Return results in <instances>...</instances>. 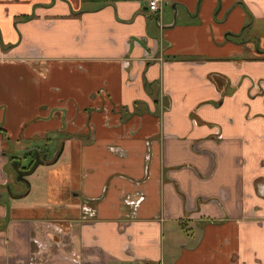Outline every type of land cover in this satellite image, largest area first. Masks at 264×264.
<instances>
[{
  "label": "crops",
  "instance_id": "crops-1",
  "mask_svg": "<svg viewBox=\"0 0 264 264\" xmlns=\"http://www.w3.org/2000/svg\"><path fill=\"white\" fill-rule=\"evenodd\" d=\"M0 264H264V0H0Z\"/></svg>",
  "mask_w": 264,
  "mask_h": 264
},
{
  "label": "rangeland",
  "instance_id": "rangeland-1",
  "mask_svg": "<svg viewBox=\"0 0 264 264\" xmlns=\"http://www.w3.org/2000/svg\"><path fill=\"white\" fill-rule=\"evenodd\" d=\"M39 152H41V151L36 150V151H30L28 153V154H32V157H31V161L32 162H34V163L36 162L35 157L36 158H40V159L42 158L43 154L39 153ZM13 163L17 167L18 172L22 173L23 175H25L28 172V168H30V165H31V163L29 165H27V163L21 164L19 161H13Z\"/></svg>",
  "mask_w": 264,
  "mask_h": 264
},
{
  "label": "built area",
  "instance_id": "built-area-1",
  "mask_svg": "<svg viewBox=\"0 0 264 264\" xmlns=\"http://www.w3.org/2000/svg\"><path fill=\"white\" fill-rule=\"evenodd\" d=\"M162 0H149V11L152 14L158 13Z\"/></svg>",
  "mask_w": 264,
  "mask_h": 264
},
{
  "label": "trees",
  "instance_id": "trees-1",
  "mask_svg": "<svg viewBox=\"0 0 264 264\" xmlns=\"http://www.w3.org/2000/svg\"><path fill=\"white\" fill-rule=\"evenodd\" d=\"M35 159H36V162H35L36 164H35V165H37V163L42 162V160H41L40 158H36V157H35ZM35 165H34V166L31 165L30 168H28V172H27L25 175H23L22 173L18 172V180H23V179H25V177H26L28 174L32 173L33 170H34ZM14 166H15V165H14Z\"/></svg>",
  "mask_w": 264,
  "mask_h": 264
}]
</instances>
